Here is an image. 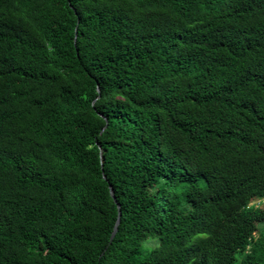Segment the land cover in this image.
I'll return each mask as SVG.
<instances>
[{"label":"trees","instance_id":"16d2710c","mask_svg":"<svg viewBox=\"0 0 264 264\" xmlns=\"http://www.w3.org/2000/svg\"><path fill=\"white\" fill-rule=\"evenodd\" d=\"M261 223L264 0H0V264H264Z\"/></svg>","mask_w":264,"mask_h":264},{"label":"water","instance_id":"95a60500","mask_svg":"<svg viewBox=\"0 0 264 264\" xmlns=\"http://www.w3.org/2000/svg\"><path fill=\"white\" fill-rule=\"evenodd\" d=\"M71 6H72V5H71ZM76 37H77V35H76ZM99 91H100V88H99ZM101 115L103 116V114H101ZM105 128H106V127H105ZM105 128H104V129H105ZM104 129H103V130H104ZM101 159H102V166H103V150H101ZM104 178H106V175H105V174H104ZM110 191H111V195H112L113 199L118 203L117 196H116V194H115V190H114L113 186H111V185H110ZM118 209H119V215H118V218H117V221H116V224H115V226H114L113 233H112V237H111L112 240H113L114 237L116 236V233H117V231H118V229H119V225H120V223H121L122 209H121V204H120V203H118Z\"/></svg>","mask_w":264,"mask_h":264},{"label":"clouds","instance_id":"9594fccd","mask_svg":"<svg viewBox=\"0 0 264 264\" xmlns=\"http://www.w3.org/2000/svg\"><path fill=\"white\" fill-rule=\"evenodd\" d=\"M207 234L206 233H197L196 236L197 237H205ZM196 237H194L195 239Z\"/></svg>","mask_w":264,"mask_h":264},{"label":"rangeland","instance_id":"374dc122","mask_svg":"<svg viewBox=\"0 0 264 264\" xmlns=\"http://www.w3.org/2000/svg\"><path fill=\"white\" fill-rule=\"evenodd\" d=\"M253 203H257V202H253ZM260 226H261L262 228H264V224L261 223ZM263 230H264V229H263Z\"/></svg>","mask_w":264,"mask_h":264}]
</instances>
